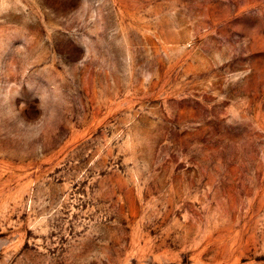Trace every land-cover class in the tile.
I'll list each match as a JSON object with an SVG mask.
<instances>
[{"label": "rangeland", "instance_id": "1", "mask_svg": "<svg viewBox=\"0 0 264 264\" xmlns=\"http://www.w3.org/2000/svg\"><path fill=\"white\" fill-rule=\"evenodd\" d=\"M0 264H264V0H0Z\"/></svg>", "mask_w": 264, "mask_h": 264}]
</instances>
